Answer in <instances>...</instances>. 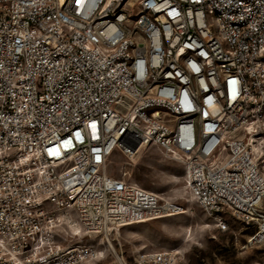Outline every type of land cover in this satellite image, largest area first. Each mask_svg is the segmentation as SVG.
I'll return each mask as SVG.
<instances>
[{"label":"built area","instance_id":"2783aa9c","mask_svg":"<svg viewBox=\"0 0 264 264\" xmlns=\"http://www.w3.org/2000/svg\"><path fill=\"white\" fill-rule=\"evenodd\" d=\"M263 132L264 0H0V264H88L183 213L108 172L150 145L218 228L228 211L260 240Z\"/></svg>","mask_w":264,"mask_h":264},{"label":"rangeland","instance_id":"374dc122","mask_svg":"<svg viewBox=\"0 0 264 264\" xmlns=\"http://www.w3.org/2000/svg\"><path fill=\"white\" fill-rule=\"evenodd\" d=\"M260 140L264 160V132ZM124 170L128 172L125 177ZM108 172L171 199L185 211L122 227L109 241L104 240L106 251L88 264H141L137 260L142 255L171 250L178 257L175 264H264V236L253 240L258 223L246 224L226 211L223 215L228 228H218L191 201L184 165L164 156L157 146H147L133 158L113 152L108 158ZM103 249L101 245L98 251Z\"/></svg>","mask_w":264,"mask_h":264}]
</instances>
